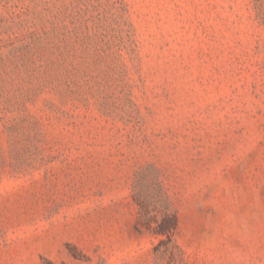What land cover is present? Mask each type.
I'll use <instances>...</instances> for the list:
<instances>
[{
    "label": "rangeland",
    "instance_id": "obj_1",
    "mask_svg": "<svg viewBox=\"0 0 264 264\" xmlns=\"http://www.w3.org/2000/svg\"><path fill=\"white\" fill-rule=\"evenodd\" d=\"M0 264H264V0H0Z\"/></svg>",
    "mask_w": 264,
    "mask_h": 264
},
{
    "label": "trees",
    "instance_id": "obj_2",
    "mask_svg": "<svg viewBox=\"0 0 264 264\" xmlns=\"http://www.w3.org/2000/svg\"><path fill=\"white\" fill-rule=\"evenodd\" d=\"M178 227V217L176 214H168L153 228V232L156 234H162L172 240V236Z\"/></svg>",
    "mask_w": 264,
    "mask_h": 264
}]
</instances>
